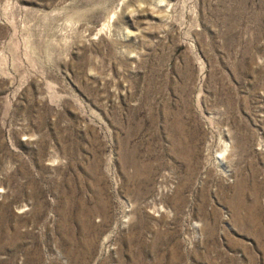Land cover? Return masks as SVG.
<instances>
[{
    "label": "rangeland",
    "instance_id": "obj_1",
    "mask_svg": "<svg viewBox=\"0 0 264 264\" xmlns=\"http://www.w3.org/2000/svg\"><path fill=\"white\" fill-rule=\"evenodd\" d=\"M0 264H264V0H0Z\"/></svg>",
    "mask_w": 264,
    "mask_h": 264
}]
</instances>
